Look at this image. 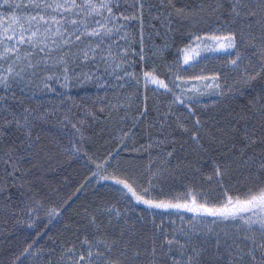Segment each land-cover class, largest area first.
<instances>
[{
  "label": "snow or ice",
  "instance_id": "1",
  "mask_svg": "<svg viewBox=\"0 0 264 264\" xmlns=\"http://www.w3.org/2000/svg\"><path fill=\"white\" fill-rule=\"evenodd\" d=\"M5 8L7 22L0 11V145L11 141L0 147L4 224L13 219L15 225L33 227L41 212L49 222L59 220L64 205L47 208L40 192L24 179L29 172L25 164L43 167L56 152L88 157L94 162L93 178L119 198L114 203L101 199L95 209H84L94 238L81 242L79 254L71 245L54 260L55 250L45 253L34 240L20 257L0 264H24L21 257L31 264H264V0H191L179 7L177 0H3L0 9ZM174 20L189 28L204 23L205 35L189 31L192 39L177 49V59L166 62L162 73L155 63L149 67V61L163 58L174 42ZM134 24L139 25V52L131 48L136 31L127 30ZM146 29L148 39L163 41H153L150 55ZM201 52H227L230 58L207 70L210 75H203L202 68L201 74L186 76L196 71ZM88 85L103 95L77 118L72 107H64L71 99L66 93ZM161 91L171 98L166 104L159 101ZM205 96L216 99L202 104ZM44 98L47 104L40 103ZM237 100L246 101L238 111L233 110ZM177 105L186 116L175 111ZM210 108L219 111L209 116ZM97 111L107 112L109 119L115 114L117 138L127 149L123 167L119 152L98 161L86 151L88 118L96 119ZM53 119L62 130L71 126L68 147L33 135ZM177 132L190 133L193 159L186 152L177 156ZM138 134L146 144L138 143ZM164 145L171 150L165 152ZM154 149L158 151L152 156ZM143 152L149 153L148 165L138 170ZM205 157L211 161L207 174L200 163ZM177 180L185 191L171 199L153 196L158 185L163 191ZM9 181L21 189L15 203L4 194ZM123 201L125 207H117ZM139 204L147 212L165 210L158 213L160 223L157 213L150 220L146 213L136 214ZM165 216H179V226L169 220V228ZM72 227L65 225V231ZM75 227L81 230L79 222Z\"/></svg>",
  "mask_w": 264,
  "mask_h": 264
},
{
  "label": "trees",
  "instance_id": "2",
  "mask_svg": "<svg viewBox=\"0 0 264 264\" xmlns=\"http://www.w3.org/2000/svg\"><path fill=\"white\" fill-rule=\"evenodd\" d=\"M13 2H19V0H13ZM26 2V0H25ZM130 3L131 0H128ZM191 0H177V6H181L183 3H189ZM196 3H199L200 0H195ZM210 2V0H209ZM0 3H3V0H0ZM121 3H124V0H121ZM5 13V22H7V17L9 15L8 10L0 9ZM173 27L178 29V32L175 35L174 42H170V47L165 49L163 53V58L160 56L152 57L149 61V67L153 63L159 67L160 71L163 73L166 71L165 63L169 61H175L177 59V49L183 48L188 45L189 40L192 39L188 35L189 31L196 32L198 35L205 34L206 25L204 23L199 24L196 27L189 28L188 24H181L178 21L173 22ZM128 31H136V42L132 44L131 48L136 52H139L140 45L139 41V25H132ZM148 31L145 32V47L148 46V43L151 45L153 41L156 44H162L163 41L159 38L153 36V39H148ZM146 54L150 55L151 52ZM204 58L199 60V63L195 65V72L185 73V75H195L201 74L200 69H206L203 72V75H210L211 72L207 70H212L220 68L226 61L230 58L227 52L225 53H216L208 54L205 52L202 54ZM234 55V54H233ZM129 59L133 61H138V56H130ZM141 65L136 64L135 71L140 70ZM132 71L133 69H129ZM103 95V92L98 91L92 85H88L84 88L79 86H74L67 91L66 96H70L71 99L66 100L64 105L65 108L72 107L74 113H77V118H81L84 115V107L92 108L93 100L96 96ZM151 96V91L149 92ZM159 101L163 104H166L170 97H166L161 91L158 93ZM215 100V99H213ZM212 102V101H210ZM14 103V101H13ZM33 106H36L37 102H31ZM41 104H47V98H44L40 101ZM246 103L244 100H237L233 104V110L238 111L241 104ZM98 107V105L96 106ZM43 110V109H41ZM175 111L178 114L187 115L184 111L183 106L177 105ZM219 111L218 108H210L208 115H214ZM122 114V113H121ZM204 119L205 117H201ZM193 120L195 117L192 118ZM116 117L113 114L112 119L108 118V113H100L97 111L96 119L88 118V128L86 131V136L89 137L86 143V151H88L89 156H95L98 158V161H103L109 157V153H112L113 156L116 152L120 153L121 166L126 165L127 160V149L121 145L118 137V126L115 123ZM189 127L192 126V121L189 120ZM40 134L44 139L45 143H54L59 142L65 147L69 146V139L71 137V126L68 125L65 130H62L61 126L57 124L56 120H50L48 123L40 125L36 130H34L33 135ZM18 135V134H17ZM78 139V137H77ZM137 141L139 144H146L147 139L144 136L137 135ZM5 142L0 147L7 146ZM129 141V145H131ZM164 151L171 150L170 145L162 146ZM176 154L177 156L183 155L185 152L188 153V158L193 159L195 155V145L193 144L190 133L181 134L180 132L176 133ZM157 149H154L151 153L152 156L157 154ZM27 159V157H26ZM149 153L143 152L139 154V159L136 161L138 170L140 168H146L148 165ZM31 163H35L32 161ZM158 163V161H157ZM175 163V160H173ZM201 165L205 168L206 174L211 171V161L207 157L203 158L200 161ZM91 165V166H90ZM25 168H29L28 175L24 177L25 180L31 181L34 189L40 192V196L43 198L47 208H59L61 205H64L62 215L59 220L53 218L52 222L46 218L44 212L39 213L37 221H34V226L29 227L27 223L23 225H15L13 219H9L7 225L4 224L5 217L0 214V262H7L20 257L23 253L24 248L33 243L34 240L38 241L37 247H43L45 253L49 249H54L53 259L57 260L61 257L62 251L64 248H67L71 245H75L77 252L81 251L80 244L87 238L91 241L94 237L91 232L86 228L87 219L83 216L84 209L87 207L89 210L95 209L97 203L103 199L109 203H114L119 197L113 190L109 191L108 185L104 184L101 186V183H98V178L94 179L92 172L94 171V162L90 161L88 157L84 159H77L76 157H69L63 155L60 152H56L55 158L44 162L43 167H30L29 164L24 165ZM111 171V169H109ZM3 172V165H0V173ZM205 187H208L205 185ZM214 187V186H213ZM21 189L19 184L13 185L9 181V186L5 191L6 196L12 197V202L15 203L18 201L20 196ZM185 191L183 182L177 180L175 182H169V185L164 186L163 191H161L160 186L158 185L156 191L153 193V196L163 199H171L177 194ZM222 190H216L218 194ZM67 202V204H65ZM133 203H135L133 201ZM127 201H123L117 205V207L123 209ZM165 210H153V212H147L146 206L139 204L135 207L136 214H147L148 219H152L153 213H157L155 216L156 222L160 223L161 217L158 213L164 212ZM175 211V210H171ZM180 212L185 216V218H190L191 214L187 213L186 210H180ZM106 219V218H105ZM165 222L169 220H175L177 226L180 224L179 216H165ZM211 219V218H209ZM76 222H79L80 229L77 230L75 227ZM72 223L73 227L71 231H65V225ZM171 228L170 224H167ZM39 233V236L37 235ZM87 251V249H83ZM24 260V264H31L30 258L21 257ZM47 259V255L45 256ZM67 259V257H65Z\"/></svg>",
  "mask_w": 264,
  "mask_h": 264
},
{
  "label": "rangeland",
  "instance_id": "3",
  "mask_svg": "<svg viewBox=\"0 0 264 264\" xmlns=\"http://www.w3.org/2000/svg\"><path fill=\"white\" fill-rule=\"evenodd\" d=\"M205 35V34H204ZM203 36V35H202ZM153 45V44H152ZM152 45L150 44V43H148V46L146 47V49L149 51V52H151V49H152ZM205 52H201L198 56H197V59H201L200 57L201 56H203L202 54H204ZM208 53V52H207ZM222 53V52H221ZM223 53H225V52H223ZM208 54H216L215 52H213V53H208ZM152 87H155V86H152ZM214 97L215 96H205V97H202L201 98V103L202 104H211V102L210 101H212L213 99H214ZM215 112H217V111H215ZM236 193L235 192H233L232 193V195H235Z\"/></svg>",
  "mask_w": 264,
  "mask_h": 264
}]
</instances>
